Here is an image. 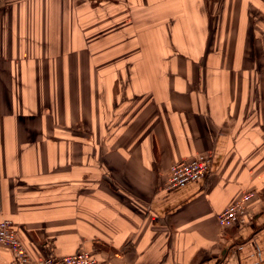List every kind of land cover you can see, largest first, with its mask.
I'll use <instances>...</instances> for the list:
<instances>
[{
  "label": "crops",
  "instance_id": "0c3cea01",
  "mask_svg": "<svg viewBox=\"0 0 264 264\" xmlns=\"http://www.w3.org/2000/svg\"><path fill=\"white\" fill-rule=\"evenodd\" d=\"M3 220L34 259L264 264V0H0Z\"/></svg>",
  "mask_w": 264,
  "mask_h": 264
},
{
  "label": "built area",
  "instance_id": "2783aa9c",
  "mask_svg": "<svg viewBox=\"0 0 264 264\" xmlns=\"http://www.w3.org/2000/svg\"><path fill=\"white\" fill-rule=\"evenodd\" d=\"M210 165V159L205 156L174 163L169 169L165 190L170 191L187 183L204 179L210 172ZM252 197L253 193H246L238 201L227 206L217 215V224L222 228H227L249 222L251 212L248 203ZM0 246L11 252L14 264H97L92 254L85 250L60 258L46 256L34 259L18 239L12 223L8 220L0 221Z\"/></svg>",
  "mask_w": 264,
  "mask_h": 264
},
{
  "label": "rangeland",
  "instance_id": "374dc122",
  "mask_svg": "<svg viewBox=\"0 0 264 264\" xmlns=\"http://www.w3.org/2000/svg\"><path fill=\"white\" fill-rule=\"evenodd\" d=\"M157 8H158V7H157ZM151 9H153V8H151ZM132 23H133V22H132ZM120 26H121V25H120L119 23H117L113 29L116 31V29L122 28V27H120Z\"/></svg>",
  "mask_w": 264,
  "mask_h": 264
}]
</instances>
